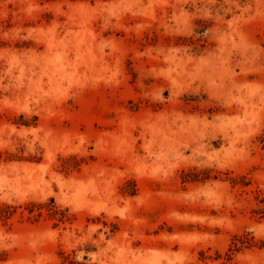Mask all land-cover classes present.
Wrapping results in <instances>:
<instances>
[{"label": "rangeland", "instance_id": "obj_1", "mask_svg": "<svg viewBox=\"0 0 264 264\" xmlns=\"http://www.w3.org/2000/svg\"><path fill=\"white\" fill-rule=\"evenodd\" d=\"M0 264H264V0H0Z\"/></svg>", "mask_w": 264, "mask_h": 264}]
</instances>
